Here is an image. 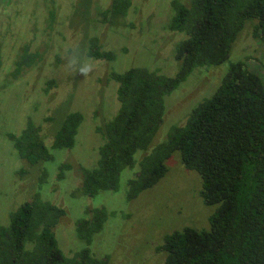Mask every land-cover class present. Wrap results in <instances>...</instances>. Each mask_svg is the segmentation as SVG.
Returning a JSON list of instances; mask_svg holds the SVG:
<instances>
[{
    "label": "rangeland",
    "instance_id": "1",
    "mask_svg": "<svg viewBox=\"0 0 264 264\" xmlns=\"http://www.w3.org/2000/svg\"><path fill=\"white\" fill-rule=\"evenodd\" d=\"M193 0H0V224L36 195L65 210L55 235L66 257L85 245L77 223L89 211L105 209L108 220L94 236L91 252L109 264H165L166 235L190 227H210L214 206L204 204L201 178L186 169L179 153L168 160L167 175L134 200L129 182L140 161L165 142L174 127L185 125L191 113L222 85L233 63L245 62L264 80V48L253 36L250 21L233 45L229 60L197 68L165 99V115L148 151L137 152L136 166L121 173L117 191L89 197L82 191L85 170L94 169L106 143L101 129L119 112L115 74L134 68L176 77L181 62L177 46L186 33L171 30L176 2ZM114 5L117 7L114 9ZM112 10L113 15L109 13ZM111 53L106 58L103 54ZM93 65L85 74L72 61ZM83 121L72 148L55 149V133L66 114ZM33 124L52 159L31 167L13 137ZM47 176L40 182L42 169Z\"/></svg>",
    "mask_w": 264,
    "mask_h": 264
},
{
    "label": "trees",
    "instance_id": "2",
    "mask_svg": "<svg viewBox=\"0 0 264 264\" xmlns=\"http://www.w3.org/2000/svg\"><path fill=\"white\" fill-rule=\"evenodd\" d=\"M174 7L170 28L187 35L176 49L179 73L168 77L134 68L114 75L120 108L101 129L106 143L100 148L98 165L84 171L82 191L89 197L119 189L121 173L136 166L137 152L148 151L158 134L166 97L197 68L228 61L250 21L255 22L253 36L264 48V0H193L190 6L176 2ZM82 121L80 113L66 114L53 147L72 148ZM41 131L30 124L20 137H13L21 158L31 167L52 159ZM176 153L186 169L199 174L201 198L215 211L208 229L187 227L165 236V264H264L262 77L245 62L231 64L215 94L191 113L185 125L172 128L167 140L143 157L139 173L129 182L128 200L156 186L167 175V162ZM46 176L43 168L40 182ZM65 214L39 195L22 205L12 213L8 226L0 224V264H109L108 259L94 257L90 249L108 220L107 211L91 210L89 219L77 223V235L85 247L73 257L64 255L55 235Z\"/></svg>",
    "mask_w": 264,
    "mask_h": 264
},
{
    "label": "clouds",
    "instance_id": "3",
    "mask_svg": "<svg viewBox=\"0 0 264 264\" xmlns=\"http://www.w3.org/2000/svg\"><path fill=\"white\" fill-rule=\"evenodd\" d=\"M72 63L78 64L79 70L84 72L85 74L90 72L93 68V65L91 63L87 62L86 60L85 61L76 60V61H72Z\"/></svg>",
    "mask_w": 264,
    "mask_h": 264
}]
</instances>
